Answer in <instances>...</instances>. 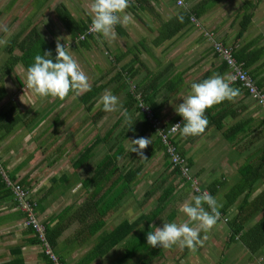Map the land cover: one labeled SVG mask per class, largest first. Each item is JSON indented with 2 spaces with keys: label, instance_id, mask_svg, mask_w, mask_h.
I'll list each match as a JSON object with an SVG mask.
<instances>
[{
  "label": "crops",
  "instance_id": "crops-1",
  "mask_svg": "<svg viewBox=\"0 0 264 264\" xmlns=\"http://www.w3.org/2000/svg\"><path fill=\"white\" fill-rule=\"evenodd\" d=\"M183 1L187 9H199V14L196 16L201 26L213 31L217 39L223 44L235 49L246 48L249 44L253 46L252 48L264 47V0ZM60 3L68 8L69 3L74 4L75 1L60 0ZM129 4L123 12L118 13L121 18L126 15L128 21L127 23H118L119 32L114 28L116 33L114 39L107 40L97 35L92 39L93 41L97 37L100 38V68H98L100 69V84L105 86L100 93L103 95L110 91L118 97L120 104L118 110L112 111V113L115 112L114 118H109L105 122L102 121V125L100 124V131L102 132L116 121L121 120L117 126V131L114 133L116 146L111 150L113 152L120 146L125 149V156L123 155L117 160L120 172L114 175L116 179L125 174L131 166L141 167L147 164L157 152L162 153L163 164L165 160L164 149L154 146L156 136L152 134L149 128L144 131L143 128L146 127V123L135 110V105L130 106L127 110L123 104L125 100L124 90L114 92L123 84V81L126 82V78L123 76L126 74L120 73L125 64L130 63L135 56L136 59L129 66L133 74L131 80H135L148 93H153L152 103L161 125L168 124L179 117L175 108L178 107L183 97L188 95L192 82L201 81L214 74L227 79L231 73L229 67L222 68L223 60L213 52L210 42L203 37L200 27H196L191 22L177 26V23L181 21L184 9L178 6L175 0H140L139 4L135 3L133 10ZM56 5L54 4V8ZM82 7L76 11V15L68 9L76 19H85L86 16L91 19L90 8ZM248 7L253 10V15L246 28L242 30L243 15L248 11ZM10 13H3L0 17V25H7L8 27L7 32L0 31V41H5V43H0V91H2L0 93V171L3 178L19 182L22 188L30 193V199L36 202L34 211L36 219L43 224H50L49 228L53 234L59 231V234H55L52 246L57 257L60 256L66 264H86L82 262L84 256L100 232L106 230L107 225L110 226L109 230H111L124 219L130 221L128 216L114 214L120 213L121 210L127 211V209L130 212L142 210L140 201L143 194L152 187L160 176L167 177L169 174L164 175L166 173L164 170V173L155 177L145 192H142L138 187L143 183L145 184L144 174H147V171L141 172L142 168H140L137 179L130 183L129 189L124 193L122 199L114 204V207L106 215L104 227L92 237L86 240L82 239V234L78 231L82 225L77 215V209L88 198L91 191L88 186L84 185L83 180L92 174L93 166H86L89 158L79 171H74L73 162L79 156L83 146L90 140L85 138L81 132L73 133L71 106L62 109L70 101L69 99L51 96L38 97L26 87V70L21 64H17L13 68V72L9 70L10 68H5L6 59L9 56L8 49L14 45V38H18L19 41L22 40L32 27L31 22H28L13 29L11 21L7 22ZM19 17L23 16H16L14 20ZM56 18L62 24L59 17L56 16ZM29 19L32 20V17ZM38 26L41 27L43 36L48 41H50L48 37L53 36L51 41L57 42L56 31L51 28V23L46 22L42 25L38 24ZM171 26L176 28L175 31L163 34L164 32L167 33ZM64 29L67 34L65 40H67L69 34L65 27ZM161 36L164 37L161 39ZM59 42L61 43V40ZM73 49L76 50L77 48ZM130 49L133 50L134 54L128 53L119 64L111 61L110 54L128 52ZM250 50L247 51L251 52ZM14 51L19 54L17 45H15ZM104 53L106 57L103 56ZM104 61L106 62L103 63ZM251 69L255 73V80L264 84V49L262 58L254 62ZM165 80L168 84L165 83ZM233 87L239 90L237 96L231 100L225 99L214 104L213 108L210 107L217 112L216 114L226 113L222 130L210 126V115H206L208 124L202 134L181 136L178 133L175 141L180 152L190 159L191 173L199 178V182L210 184L218 177L225 176L226 172L239 174V168L246 163L251 164L252 169L257 168L260 177L254 184V190L249 193L248 200L251 201L264 192V164L260 163L259 158L254 153L257 148L264 144V134L260 135L259 139L248 145L246 149H243L245 151L241 153L235 151L234 148H242L244 143H248L249 139L256 136L254 134L263 128L262 126L259 127V124L264 118V112L250 95L245 94V91L238 86ZM48 98L50 102L57 99L59 103L55 104L54 108L49 111H42V108L39 109L41 105L39 100H47ZM123 110L127 111L131 121L126 120L122 114ZM130 122L133 123L128 128ZM238 124L245 125L246 130L239 133L235 141L231 142L223 137L222 131ZM67 128L70 129V135L66 136ZM137 137L149 138L150 140L147 148L142 150L143 156L128 150L130 140ZM149 146L150 150L147 153ZM77 147H79L78 150L75 149ZM100 151L103 153L106 151V147L101 146ZM145 153L147 154L145 155ZM138 156L141 160L134 164L133 160ZM127 158L130 159L125 162ZM221 169L224 170L220 171ZM222 179L227 180L226 176ZM241 179H243L242 176ZM177 180L179 179L177 178ZM3 183L0 174V264H52L37 240L35 232L24 225L26 212L18 206L11 190ZM122 185V181L117 183L115 190H112L110 194L117 193ZM180 186L186 187L187 183L179 182L169 200L171 201L175 197L179 198L180 203L177 202L172 211L169 212V214L174 215V218L177 217L179 207L189 201V196L183 200L187 188ZM226 186L227 184L221 190L228 189ZM107 192L106 190L105 193ZM138 192H141L140 196H137ZM159 192L160 190L150 196L149 201L155 195L157 198ZM110 194L108 196H111ZM215 198L221 206L224 199H219L218 194ZM177 208H179L178 211ZM236 213V206H232L225 215L226 217L221 216L223 221L220 220L216 225L227 228L225 218L229 219ZM263 217L264 206L246 223L245 230H248ZM220 222L223 224H219ZM119 246H121L120 251H122V243L113 249ZM113 249L89 264H117V261L108 259V255ZM241 251L245 256L242 259L251 260V264L258 263V259H264V247L259 252L260 254L251 256L252 258L249 257L250 254L245 248H241ZM106 257L108 263L105 262ZM239 259L234 258L233 262L235 263Z\"/></svg>",
  "mask_w": 264,
  "mask_h": 264
},
{
  "label": "trees",
  "instance_id": "trees-1",
  "mask_svg": "<svg viewBox=\"0 0 264 264\" xmlns=\"http://www.w3.org/2000/svg\"><path fill=\"white\" fill-rule=\"evenodd\" d=\"M16 1L17 0H11L8 4L7 9L14 5ZM44 1L46 0H34L32 3H39L41 5ZM128 3H130L129 7H131V9L133 10L135 3L139 4L140 0H128ZM180 7H182L184 10L182 12L181 21L177 23L178 27L183 25L184 23L190 22L191 15L197 17L199 14V9H187L185 4L184 6ZM247 9L248 11L246 12V14L244 13L243 15L244 17L241 25L242 30L246 28L253 15V10L251 9V7H248ZM54 10L57 16L59 17L60 21L66 28L67 33L69 34V39L66 42H71L73 48L89 49L92 39H94L96 35L99 36L98 34L93 32L87 33L88 27L91 24V19L87 16L85 17V19H76L71 14L69 9L61 3L57 4ZM5 11V9H0V17ZM114 28L118 32L120 31L118 23L114 26ZM175 29L176 28L174 26H171L167 33L164 32L163 34L171 33L175 31ZM81 36H83V38H81ZM163 37L164 36H161V39ZM66 42L63 41L61 42V44H65L66 46H68ZM55 44L56 43H54V41H48V39L43 36V33L39 29L38 24L33 25L27 31L22 40L19 41L18 38H14V45L9 47L8 49L9 56L6 59L5 68L8 67L10 68L9 70L13 72V68L17 64H21L26 70L27 67L33 62V57L36 54H42L46 50H52L54 56ZM15 45L18 46L19 54L15 53L14 51ZM252 47L253 46L249 44L246 46V48L235 49L233 47L232 49L233 55L237 62L241 63L242 67L247 70L248 74L255 80V73L251 69V65L262 58L264 47ZM247 50H250L251 52H248ZM128 53H133V50L130 49L128 52L110 54V59L114 63L119 64L120 61H122ZM135 59L136 58L134 56V59L130 63L125 64L124 67L121 69L120 73H122V75L126 74L123 75L126 78V82L123 81V84L114 92L124 90L125 100L123 104L125 105L126 109L128 110L130 106L135 105V110L138 111V113L143 117V120L146 123V127L143 128L144 131L149 128L152 134L156 136L154 146H159L161 149H164L165 160L163 166L165 171L169 170V178L168 176H160V178L156 180L152 187L143 194V197L140 201V205L142 207V210H145V206L148 203L149 197L158 192V190H160L157 195L158 197L156 199V206L152 209H149L148 212L142 213L139 222H130L127 219H124L111 230H103L100 232V234L94 240L92 247L82 260V262L86 264H89L91 261L98 257L104 256L109 250L113 249L116 245L120 243H122L123 245L124 254L119 260H117V264H122L123 262L133 257L136 258L132 264H150L153 261L157 260L159 257H162L163 252L161 247H152L147 244L146 233L148 231H153L154 228L158 226L157 221L161 219L162 216L165 214L167 204L170 198L172 197L175 189L179 185V182H185L187 183V186H192L193 179L197 180L196 175L191 173L190 159L187 158L182 152H180L175 141L179 131H177L173 137L171 136L169 140L171 141L172 145L175 146L176 152H178L180 157L184 160V166H182L181 163L172 161L171 156L166 151V146L162 142L161 136H159L158 134V130H156L151 125L150 120L141 110V107H147L152 111V117L159 121L157 112L155 111V106L152 103L153 93H148L147 90H145L135 80H131L133 79V74L131 73L129 66ZM222 62V68H228L226 62L224 60ZM255 82L259 91L264 94V84H262L259 80H255ZM165 83L168 84L166 80ZM231 86H238L241 90L245 91V94L250 95L247 89L241 86L240 82H234L231 84ZM103 87L105 86L100 84V81L96 79L94 80L92 85L84 91L70 92L69 95L65 97L66 99L70 100V105L72 104L71 102L73 97H76V99L73 100L76 102L71 105L70 109L72 108V106L77 107L76 105H79L82 107L83 111H86L87 113L92 112L90 118L97 122L104 116V114L108 112L103 109L102 104L100 105L99 103V105L96 106L97 101L99 100V97L101 95L100 91L103 89ZM1 92L2 91H0V93ZM251 98L253 97L251 96ZM253 99L261 108L257 100L255 98ZM212 108H207L205 110V115H210V126L216 127L218 130H222L224 127L223 119L225 118L226 113L216 114L217 112ZM120 121L121 120L116 121V123H113L104 131H100V133L96 134L93 139H91L85 144V146H83L79 153V156L73 162L74 171H79L82 165L86 161H88L91 155H93V149L95 146L98 147V151L100 150L101 146L104 145L106 147V151H104L103 153L99 151L100 161L92 167V174L90 176H86V178L83 180L84 185L88 186L91 189L88 198L77 209V215L80 218L82 225L79 227L78 231L82 234V239L84 240L92 237L97 231L101 230L104 227L106 215L114 207V204H116L122 199L124 193H126L129 189L130 183L137 179L138 175L140 174L139 170L143 167L131 166L129 169H127L125 174L121 176L118 175V179L114 178V175L119 174L120 172L119 167L117 165V160L125 153V149L122 146L117 147L115 151L111 152V150H113V147L116 146V136H114V133L115 131H117V126L120 124ZM178 121H181L182 123V118L180 117V115L179 117L173 119L170 123L161 125L160 129L166 132L174 123ZM260 126H262L263 128L259 130L258 133L254 134L256 136H253V138L249 139L248 143H244L242 148H234L235 151H237L238 153L245 151L243 149H246L248 145H251L257 139H259L260 135L264 134V118L261 120V124H259V127ZM245 130V125L238 124L236 126L226 128L224 131H222V135L227 140L233 142L235 141L237 135L241 132H244ZM254 153L259 158L260 163L262 162L264 164V144L261 147L257 148ZM183 167H187V173L183 172ZM251 167V164L246 163L241 166V168H239V174L242 176L243 179H240L233 185L229 186L228 189L224 192V202L218 209L219 218L217 220V222H219L221 216L226 217L225 215L228 213V210L232 206H236L237 213L229 219L225 218V221H227L226 225L228 228L227 244L230 246L237 244L240 248H245L246 250H248L250 258H252L251 256L260 254L259 252L264 247V217L261 220L257 221L248 230H245L246 223L251 218H253L264 206V192L260 196L252 199L251 201L248 200L249 193L254 190V184L257 181V178L260 177L257 168L252 169ZM0 174L2 176L4 182L3 184L5 186L6 183L4 181L1 171ZM177 178L179 180H177ZM221 178H225V176L222 175L218 177L216 180L208 184L207 187H204L202 184L199 185L200 182L198 183V181L197 183L201 190H205L207 193H210L215 197L216 194H218V192L221 190V188L227 184V180H221ZM169 179L171 180L168 181ZM120 181L123 182V185L121 186L119 191H117V193L110 194L112 190H115L117 183H119ZM11 182L18 183L20 185L19 182ZM106 190L108 191L107 193H105ZM26 192L28 193V198L31 205H33L34 215L36 202L30 199V193L27 190ZM194 193L195 195H198L201 194L202 191H194ZM109 194L111 196H108ZM15 200L17 201L16 198ZM204 207L206 208V210L208 209L206 203ZM28 218L29 216L26 212L24 225L26 227H30L32 231L35 232L37 240L40 242L38 232L33 226V223L27 221ZM167 218L169 220H172L174 219V215L169 214L167 215ZM38 222L43 226L44 235L52 247L55 239V234H59V231L53 234L51 232V228H49L50 224H43L39 220ZM203 233L204 232L202 230L200 232V239H202L201 236H203ZM189 250L190 248L185 246L183 248L181 256L186 255ZM58 257L63 264H66L62 260V258H60V256Z\"/></svg>",
  "mask_w": 264,
  "mask_h": 264
},
{
  "label": "clouds",
  "instance_id": "clouds-1",
  "mask_svg": "<svg viewBox=\"0 0 264 264\" xmlns=\"http://www.w3.org/2000/svg\"><path fill=\"white\" fill-rule=\"evenodd\" d=\"M128 0H92L90 15V31L107 40L115 38L114 26L117 23H127L128 17L123 18L118 13L127 7ZM0 31L7 32V25H0ZM5 43V41H0ZM88 77L81 69L78 61L69 51V46L57 40L55 55L52 50L36 54L33 62L26 69L25 85L38 97H55L63 99L70 92H78L87 87ZM239 90L231 86V81L223 76L214 74L201 81H194L190 85L188 95L183 97L175 112L182 118V123L173 124L172 131H179L181 136H197L202 134L208 124L205 110L225 99L231 100L237 96ZM100 104L105 111H116L120 107L118 97L110 91L100 98ZM122 114L126 120L131 117L126 110ZM133 122H130L128 128ZM129 152L143 156V149L150 144L149 138L137 137L130 140ZM207 204L206 210L203 206ZM216 198L204 192L194 195L192 200L182 204L180 211L187 216L183 223L175 221L162 223L153 231L146 233V242L152 247L169 248L173 245L187 246L195 250L202 243L200 232L208 230L216 224L219 209ZM195 224V226H193Z\"/></svg>",
  "mask_w": 264,
  "mask_h": 264
},
{
  "label": "rangeland",
  "instance_id": "rangeland-1",
  "mask_svg": "<svg viewBox=\"0 0 264 264\" xmlns=\"http://www.w3.org/2000/svg\"><path fill=\"white\" fill-rule=\"evenodd\" d=\"M11 0H0V9L2 10H6L4 13L6 12H11L10 13V17L9 20L7 22L11 21V27L13 29H16L19 25H25L28 22H31L32 26L33 25H37V24H44V23H51V28H53L56 33H55V37L57 38L56 40H61V42H66L67 40H65L67 38V34L65 32V29L63 27V25L57 20L56 18V13L54 12V4H58L60 3V0H48L47 2H43V4H39V3H33L31 0H17L14 5H12L9 9H7L8 4ZM75 3L74 4H70L68 8L72 11V13L74 15H76V11L80 10V8H83L82 6H85L86 9L91 8V1L88 0H74ZM83 2V4H82ZM16 16H23V17H19L17 19L14 20V17ZM30 17H32V20L29 19ZM39 29L42 31L41 27H39ZM66 36V37H65ZM49 40L51 41L53 36H49L48 37ZM98 38V37H97ZM96 40L91 41L92 42V46L90 47V49H85V48H81V49H76L74 50L72 47L71 42H66L67 45L70 47V52L73 55V57L78 61V63L81 66V69L85 72L86 76L88 77L87 80V87L85 89H87L89 86L92 85V83L94 82V80L98 79L100 81V38H98ZM105 53H104V55ZM106 60V58H105ZM106 61H104L103 63H105ZM99 67V68H98ZM85 89L80 90L84 91ZM105 91V90H104ZM102 96V95H101ZM97 101V105H99L100 103V98ZM74 99H76V97L72 99V104L73 105L76 101H73ZM40 102V108H42L43 110L49 111L51 109L54 108L55 104L59 103V100H54L50 102V99L48 98L47 100H39ZM70 101H68L67 105L65 107H63L62 109H67L70 105L69 103ZM77 107H73L72 106V131L73 133L76 132H81L85 135V138H87L88 140H91L94 138V136L98 133H100V124L105 121H107V119H111L114 118V113L109 112V114H105L101 119H99L97 122H95L93 119L90 118L92 112L87 113L86 111L82 110V107L79 105H76ZM147 118L150 120V118L147 116ZM102 125V124H101ZM69 128L66 129V136L70 135L69 134ZM76 130H81V131H76ZM68 131V132H67ZM221 142H226V141H221ZM147 148V147H146ZM145 148V149H146ZM75 149H79V147L75 148ZM150 150V146L148 147V151ZM100 151V150H99ZM98 151V147L95 146L93 149V155H91L88 163L86 166H95L99 161H100V153ZM145 153V155L147 154ZM235 158V155H234ZM130 158H127L128 162ZM141 159L138 157H135V160H133L134 164H136L138 161H140ZM163 157H162V153L161 152H157L155 153L149 160V162L145 165H143L141 172H146L147 174H144L145 176V184L143 183L142 185H140V187H138L139 189L142 190V192L151 185L152 181L154 180L155 177H157L158 175H162L164 173V166L162 163ZM224 170V169H223ZM222 169L220 171H223ZM169 170H166L164 173V175L168 174ZM226 178H227V186L229 187L230 185L234 184L235 182H237L238 180L241 179V175L238 173H227L225 174ZM197 177V176H196ZM198 183H199V178L197 177ZM203 184L204 187H207V183L206 182H202L200 181L199 185ZM199 185L197 187H199ZM181 188L183 186H180ZM183 188H187L185 189V193H184V197L183 200L186 198V196H189V201L192 200V197L195 195L194 191H195V187L192 186H186ZM227 189L224 188L222 189L219 193H218V197L219 199H224V197L222 196V194H224V191H226ZM184 191V190H183ZM141 192L137 193V196H140ZM156 195L152 198L151 201L148 200V205L146 206L145 210H140V211H134V212H130L129 209H127V211L121 210L120 213L118 214H114V215H119V216H128L129 220L131 222H139L140 218H141V214L148 212L149 209H152L156 206ZM188 201V202H189ZM179 202V198L177 199V197H175L173 200L169 201L168 205H167V209L165 211V214L162 216L161 219H159L157 221L158 226H162V223L165 222H170V221H175L176 223H183L184 221L187 220V216L180 211L179 208H181V206L179 208H177V211L179 209V212L177 213V217H175L173 220H169L167 218V215H169V212L172 211V209L174 208V206ZM204 206V205H203ZM176 211V212H177ZM222 220V219H220ZM223 221V220H222ZM219 224H223L222 222H220ZM193 226H195V224H193ZM105 229L108 231L110 229V226L107 225L105 227ZM204 234L201 239L202 243L198 244L195 248V250L190 249L187 253L186 256L182 257L180 256L183 248L184 247H180L179 245H173L172 247L169 248H162V257H159L157 260L153 261L150 264H251V260L248 261L245 259H242L244 256V253L241 251V248L239 247V245H228L227 244V234H228V228H225V226H218V225H213L210 229L208 230H203ZM119 247H116L115 249H113L111 251V253L108 255V259L109 260H113V261H117L120 259V256L123 254V250H121ZM243 249V247H242ZM247 255V254H246ZM178 256H180L178 258ZM136 257H133L127 261H125L124 264H132L135 261ZM178 258V259H177ZM237 259L240 258L237 262H233V259ZM177 259V260H176ZM105 262L108 263L107 261V257L105 258ZM110 264V263H108ZM255 264H264V259H258V263Z\"/></svg>",
  "mask_w": 264,
  "mask_h": 264
},
{
  "label": "built area",
  "instance_id": "built-area-1",
  "mask_svg": "<svg viewBox=\"0 0 264 264\" xmlns=\"http://www.w3.org/2000/svg\"><path fill=\"white\" fill-rule=\"evenodd\" d=\"M178 6H184L183 0H175ZM190 22L195 25L196 27H200L203 37L206 38L212 47L213 52L219 56L222 60H224L229 67L231 73L229 74L228 80L231 81V84L234 82H240L241 86H243L249 94L257 100L260 104L263 112H264V94L261 93L256 85L254 78H252L247 70L242 67V64L237 62L233 55V49L230 46L223 44L220 40L217 39L216 34L211 31L204 29L201 26L198 18L194 15L190 16ZM90 31V25L88 27L87 33ZM83 38V36H81ZM141 105V104H140ZM141 110L150 118L151 125L158 130L159 136H161L163 144L166 146L167 153L171 156L172 161L181 163L182 166L185 165L184 160L180 157L179 153L176 152L175 146L172 145L171 141L169 140L171 136L173 137L176 132L172 131L173 125L165 132L161 128V123L157 119L152 117V112L145 106L141 107ZM181 122V121H178ZM177 123V122H176ZM174 123V124H176ZM187 167H183V172L187 173ZM6 185L12 191L14 198L18 201V206L28 213V222L33 223V226L38 232L39 240L43 246L44 253L49 257L52 264H63L57 255L53 252L51 245L49 244L48 240L46 239L43 231V226L39 224L38 220L33 215V205H31L28 193L25 189H23L18 183H12L9 179L4 178ZM192 186L195 187V191H202V193L206 192L205 190H201L198 186L197 180L193 179Z\"/></svg>",
  "mask_w": 264,
  "mask_h": 264
}]
</instances>
